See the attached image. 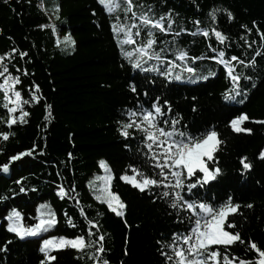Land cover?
<instances>
[{
	"label": "trees",
	"instance_id": "16d2710c",
	"mask_svg": "<svg viewBox=\"0 0 264 264\" xmlns=\"http://www.w3.org/2000/svg\"><path fill=\"white\" fill-rule=\"evenodd\" d=\"M134 2L142 5L135 9L138 15L147 12L152 19L171 10L172 30H154L157 44L153 51L163 49L166 62L175 60L181 65L173 72L180 73L185 81H167L159 73L133 68V49L146 38V31L144 36L135 37L134 44L124 45L125 51L133 52L132 58H125L112 31L114 23L131 24L122 9L110 14L98 0H0V56L4 57L0 71L7 66L9 73L21 81L15 85L16 90L22 99L30 101L22 105L29 113L26 123L19 121V110L12 114L16 124L0 122V133H14L8 140L0 137V165L19 152L32 151V155L12 162L8 172L0 171V264H40L44 254L39 248L44 239L77 235L93 242V247L83 252L71 247L50 251L56 259L48 264H103V260L109 264H169L161 252L172 253L175 245H168L173 234H187L191 227L188 217L193 214L180 211L178 215L179 210L170 207L171 200L162 196L167 190L163 185L140 191L120 178L125 174L131 177L133 168L159 178L142 133L130 128L131 134L125 137L120 132L130 121V111H154V102L162 107L164 115L158 123L166 130H171V120L176 119L179 124L175 127L180 131L201 136L214 130L223 141L212 164L222 170L221 174L192 192L185 187L182 196L217 206L232 197V202L240 206L226 221V230L239 233L244 241L228 246L230 256L238 258L234 264L240 259L256 264L258 253L251 249L250 241L264 250V159L259 155L264 151V123H260L264 121V0ZM228 12L233 19L229 20ZM209 13L215 15V21ZM213 28L226 35L224 44L214 35L202 34ZM66 36L71 37V43L64 40ZM181 49L189 57H203L187 61L196 68L191 79L183 71L185 62L176 60ZM219 51L225 52V60L233 55L245 64L255 60L247 67L232 61L237 74L250 78H241L240 95L235 100L224 99L231 81L224 66L210 59ZM21 52L26 53L23 58ZM153 66L165 68L154 59L142 64L145 69ZM212 71L215 75L209 77ZM130 85L136 86L135 92ZM33 95L39 100H32ZM165 100L171 105L170 111ZM4 103L0 90V118L7 121ZM240 114L249 117L240 127L250 131L232 128L230 121ZM133 119L141 120L142 114ZM165 119L168 124H164ZM242 158H247L250 169H243ZM101 161L107 165L104 173ZM102 174L111 176L110 191L125 205L122 216L95 199L97 177ZM21 187L25 191L21 192ZM59 187L67 193L63 198L57 194ZM248 204L253 207L248 208ZM41 205L50 206L56 213L55 226L24 238L7 231L5 217L12 209L19 211L24 226L30 227L38 222L37 208ZM68 217L75 227L69 225ZM89 220L98 227L90 225ZM228 223L235 227L227 228ZM100 236H104L102 242H98ZM99 243L105 251L97 254ZM177 244L186 247L182 241ZM217 247L224 250V246H214V250Z\"/></svg>",
	"mask_w": 264,
	"mask_h": 264
},
{
	"label": "snow or ice",
	"instance_id": "6c2138e0",
	"mask_svg": "<svg viewBox=\"0 0 264 264\" xmlns=\"http://www.w3.org/2000/svg\"><path fill=\"white\" fill-rule=\"evenodd\" d=\"M98 3L102 6V9L110 14L122 9L125 19L131 21V24L117 22L112 25L113 34L117 37L118 46L121 48L122 55H124L125 58H132L133 52L125 51L124 45L134 44L136 42L135 37L144 36L146 31V38L140 42L138 47L133 49L136 53L134 60H132L133 68L140 69L141 71L158 72L168 80L180 81L184 79L180 73L174 74L173 72L174 69L181 67V65L177 64L175 60H168L166 62L165 57L162 55L163 49H161L160 52L153 51L154 46L157 44L154 30H159L161 33H168L172 30L173 21L170 16L171 10H169V14L163 15L159 19H152L147 12H141L139 15L137 14L135 9L137 7H142V5H136L134 0H98ZM209 15L212 17L213 21H215V15L213 13H209ZM166 17L167 27L165 26ZM228 18L229 20L233 19L231 12H228ZM137 21H139V23H137ZM194 23L199 24L200 21H195ZM253 23L255 24V22ZM40 27H44V25H40ZM181 31H184V29H181ZM248 31H251V29H248ZM257 31L259 32V29H257ZM199 32L200 29H197V33ZM197 33H193V35ZM202 34L205 37L214 35L220 44H224L227 40L226 35L215 28L211 29V32L204 30ZM175 35L178 36L179 33H175ZM65 40L69 43L72 42L70 36H66ZM261 40L264 41V33H261ZM245 43H247V41H245ZM13 51H15V49H13ZM213 51H216V49H213ZM25 55L26 53H20L22 58ZM224 56L225 52L219 51L218 56L210 57V59L217 60L219 64L224 66L227 76L231 81L232 86L224 95V99L235 100L236 96L240 95L241 78L243 77V79L246 80L250 78L243 76V73L237 74L235 65L232 64V61H237L247 67L248 65H254L255 60L253 59L245 64L243 60H240L239 57L235 55H233L230 60H225ZM202 58L203 57H189L188 53L182 49L179 50L176 55V60L185 62L183 64V71L189 74L188 79H191L195 75L196 68L187 63V61H195ZM3 59L4 57L0 56V60ZM153 59L164 64L165 68L161 70L154 66L147 69L142 67V64ZM2 67L3 71H0V78L3 79V83H0V90L3 91V99L6 102L3 107L7 109L9 116L7 121H3L2 118H0V122H6L9 126L16 124L17 118L12 114L19 110V121L21 123H26L25 117H27L29 113L24 111L22 105L28 104L30 101L22 99L21 92L15 88V85L21 82L20 79L12 76L7 66ZM24 74L27 75L26 72ZM211 75H215V73L209 72V76ZM196 78L207 79L206 76H197ZM130 87L133 92L136 91L135 85H130ZM36 88L38 89L39 86L37 85ZM159 99L160 98L157 97V101ZM32 100H39V97L33 95ZM242 102L243 101H241V103ZM164 104H168L170 111L171 105L169 102L165 100ZM152 109L154 111L141 109L139 113L142 114L141 120L133 119L139 114L130 111V121L123 124L120 132L121 135L125 137L131 134L128 131L130 128H136L142 133V142L149 152L152 153L154 166L159 169V173L157 174L159 178L148 177L144 173L138 172L136 168H133V175L131 177L127 174L122 175L120 177L121 180L132 184L133 187L140 191L150 189L152 186L159 187L163 185L167 190L163 191L162 196L171 200L170 207L179 210L177 213L178 215L180 211L193 214L188 217L191 227L187 231V234H173L174 239L172 244L168 245L169 247L175 245L172 253L168 254L163 251L161 252V255L166 257L169 264H221V262L222 264H234V261L238 258L230 256L228 246L233 245L236 241L240 243H244V241L240 238L239 233L226 230V221L230 214L237 213L240 206L232 202V197H228L226 202L217 206L205 201L198 202L197 200L185 199L181 194V190L185 187L188 192H192L193 189L208 185L211 181L218 178L222 170L218 166L213 168L212 164L216 163L214 154L218 151V146L222 144L223 141L218 139V133L214 130L207 131L206 134H202L201 136H193L188 132L180 131L175 127L179 124V120L176 119L171 120V130H166L158 123L160 117L164 115L161 105L154 102L152 104ZM193 111H195V106L193 107ZM247 119H249V117L246 114H240L232 119L230 124L237 132L250 131L247 128L240 127V124ZM163 122L164 124H168L167 119ZM260 123H264V121H260ZM10 135H14V133H0V137L4 140H8ZM30 155H32L31 150L22 151L11 156L8 163L0 165V171L8 172L9 165L12 162L19 161ZM259 155L260 158L264 159V151H261ZM246 160L247 158L241 159V164L245 170L252 167ZM209 162H211V164ZM100 164L107 169V165L104 161H101ZM137 177H139V179H137ZM97 179L109 182L111 181V176L97 177ZM17 183H20V181H17ZM90 187H94L92 182H90ZM95 190L98 192L95 196L96 200L106 204L117 216L123 215L122 210L125 205L117 194L109 190L108 183L101 184ZM20 191L23 192L25 189L21 187ZM57 194L63 198L67 193L63 187H59ZM247 207L251 208L253 205L248 204ZM43 208H48L49 210L47 212H42L41 209ZM37 213L38 222L30 227H26L22 223L21 213L15 208L12 209L7 217H5L8 221L7 231L15 233L20 238H24L26 236H35L41 232H47L57 224L56 213L51 211L50 206L41 205L37 208ZM81 215H84L83 210H81ZM68 223L70 226L75 227L70 217H68ZM88 223L93 227H98V225L93 224L91 220H89ZM234 227V223L227 224V228L229 229ZM91 236L92 233L89 232V237ZM103 240L104 236H100L98 242H102ZM177 241H182L186 247H180ZM249 243L251 249H254L258 253L259 259L256 261V264H264V250H260L255 242L250 241ZM214 246H224V250L221 251L218 247L214 250ZM67 247L83 252L93 247V242L90 240L86 241L85 237L82 235H77L71 239L65 236H53L44 239L39 248V251L44 254V259L40 261V264H48V262L56 259L55 256L49 255L50 251L53 249H64ZM95 251L97 254L103 253L105 251L103 243H99V247H96ZM103 264H109V262L103 260ZM239 264H252V261L240 259Z\"/></svg>",
	"mask_w": 264,
	"mask_h": 264
},
{
	"label": "rangeland",
	"instance_id": "374dc122",
	"mask_svg": "<svg viewBox=\"0 0 264 264\" xmlns=\"http://www.w3.org/2000/svg\"><path fill=\"white\" fill-rule=\"evenodd\" d=\"M51 13L49 12L48 13V16L49 17H51V15H50ZM65 40V39H64ZM73 44V43H72ZM1 61L2 60H0V63H1ZM152 73H155V71H151ZM156 73H158V72H156ZM212 73H215L214 71H212ZM208 76H209V74H208ZM211 76H213V75H211ZM211 76H209V77H211ZM164 77V76H163ZM165 78V77H164ZM167 81H176V80H168L167 78H165ZM186 79H182V80H180V81H177V82H181V81H185ZM189 82H191V81H189ZM102 172L104 173L105 172V168L104 167H102ZM105 176H107V175H105V174H102V175H99L98 177H105ZM98 182H99V184H98V186L96 187V188H98L101 184H103V183H108V182H106V181H103V180H100V179H98L97 180ZM95 188V189H96ZM109 190H110V188H109ZM114 206H115V202H114ZM55 250H58V249H53L52 251H55Z\"/></svg>",
	"mask_w": 264,
	"mask_h": 264
},
{
	"label": "water",
	"instance_id": "95a60500",
	"mask_svg": "<svg viewBox=\"0 0 264 264\" xmlns=\"http://www.w3.org/2000/svg\"><path fill=\"white\" fill-rule=\"evenodd\" d=\"M212 182V181H211Z\"/></svg>",
	"mask_w": 264,
	"mask_h": 264
}]
</instances>
